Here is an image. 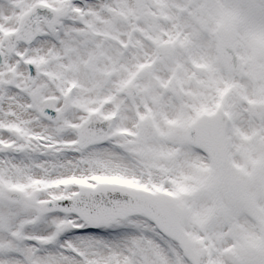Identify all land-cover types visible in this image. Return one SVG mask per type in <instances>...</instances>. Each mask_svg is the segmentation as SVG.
<instances>
[{"label": "rangeland", "instance_id": "1", "mask_svg": "<svg viewBox=\"0 0 264 264\" xmlns=\"http://www.w3.org/2000/svg\"><path fill=\"white\" fill-rule=\"evenodd\" d=\"M2 3L0 141L9 147L0 155V193L21 197L0 199V264H264V111L258 120L248 115L250 102L264 107V0ZM39 3L56 11L54 25L39 21L34 46L8 57L4 35ZM223 28L232 30L238 58L231 72L219 56ZM26 61L44 73L33 84ZM128 83L138 90L132 100ZM218 104L232 120L221 168L186 139L197 116ZM46 106L52 121L41 116ZM92 112L115 117L112 140L81 151L78 128ZM147 116L150 140L137 136ZM99 183L168 192L183 209L187 248L144 215L94 228L42 209Z\"/></svg>", "mask_w": 264, "mask_h": 264}, {"label": "water", "instance_id": "2", "mask_svg": "<svg viewBox=\"0 0 264 264\" xmlns=\"http://www.w3.org/2000/svg\"><path fill=\"white\" fill-rule=\"evenodd\" d=\"M39 17H43L47 25H52L56 18V14L47 6H37L26 16H24L20 28L9 33L4 39L8 50H10L12 54L14 53L16 43H21L24 41H34L35 37L38 35V28L36 24ZM220 38V58L223 64L229 70H235L238 64V59L235 55L234 48L232 47L231 31L226 29L221 30ZM29 79L31 82H34L35 76L33 74H30ZM128 96L130 98H134L136 94L129 93ZM260 112L261 109L259 107H251V114L255 118H259ZM47 116L50 117L49 114ZM88 125L89 123H86L81 132L86 133L88 138H90L88 141L92 143L91 141H94L97 130L93 129L92 127H89L86 130ZM107 128L108 127L104 124L103 130L101 132L102 136H105ZM191 136L193 137V135L190 134L189 139L196 143ZM147 137L150 138L151 134L149 136L147 135ZM82 139L83 137L81 138V146L82 144H84L82 142ZM123 189L124 191H126V196L120 195L117 198L116 204L112 206L114 208V211L110 214V216L104 215L103 217H101L104 214V207L98 200L92 199L89 196H84L85 193L80 195L84 191H92L85 188H80L81 192L79 194H76L72 199H59L44 204L43 211L51 212L58 209L66 210L76 213L78 216L89 222L94 221L95 217L100 218L98 223H100V221L107 223L108 219L126 218L131 214H138L143 212L153 220V222L165 235L177 241L180 245H183L184 247L186 246L181 229V221L183 217L182 211L175 209L174 205L170 202L171 200H169L168 197L159 198L139 190H130L126 188ZM13 193H15L16 196L12 197ZM3 197L8 198L11 201H17L20 199V193L7 191L3 195ZM77 198H80V201H77ZM62 203H65V205H63ZM112 203L113 202H111L110 204Z\"/></svg>", "mask_w": 264, "mask_h": 264}, {"label": "bare ground", "instance_id": "3", "mask_svg": "<svg viewBox=\"0 0 264 264\" xmlns=\"http://www.w3.org/2000/svg\"><path fill=\"white\" fill-rule=\"evenodd\" d=\"M3 2V0H0V3L1 4H4V3H2ZM14 88H16L15 86H10V88H9V90L11 91V90H14ZM6 108H1L0 109V112H2V113H6ZM13 179L12 180H14V176L12 177ZM47 181H52V178H51V180H49V179H46ZM8 180H6V182H7ZM49 183H51V182H49ZM3 185H5L3 182H1L0 181V186H3Z\"/></svg>", "mask_w": 264, "mask_h": 264}]
</instances>
